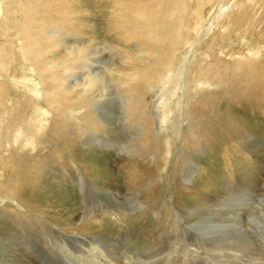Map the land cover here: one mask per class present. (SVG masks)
Returning a JSON list of instances; mask_svg holds the SVG:
<instances>
[{"label":"rangeland","instance_id":"rangeland-1","mask_svg":"<svg viewBox=\"0 0 264 264\" xmlns=\"http://www.w3.org/2000/svg\"><path fill=\"white\" fill-rule=\"evenodd\" d=\"M136 13H138L137 17H135ZM124 16L128 17V19H124ZM116 19L118 20L116 21ZM130 20L131 22L133 21L131 26ZM162 20L164 23L160 24L163 22ZM119 21L120 23H118ZM38 26L42 27V31L48 30L49 32L56 31L53 34L59 33V40L55 38L56 35L52 34L54 40L51 43L48 42L49 46L53 45L54 49H56L50 55H61L62 60L60 61L61 63L54 64L51 70L68 66L71 70L62 71L63 75L71 76L69 80L72 82L75 79L80 81L81 78L86 76V74L81 76L82 71L78 70L77 67H79V60L85 58L88 53H93L91 58L99 59L97 65L93 64L92 67L98 68L97 71L99 72H104L106 69L103 67L104 61L117 60V64L119 62L117 56L125 54L127 49L130 51L138 50L137 48L141 43L140 38L145 41L157 40L159 45H163L171 38L177 44V49L174 51L173 56V65L170 68L171 81L168 84V90L175 92L176 96L172 97L169 104L174 114V116H170L174 118V126L169 123L170 121L163 123L159 117L160 112L157 113L159 111L157 109L158 96L161 94L160 87L155 90L149 89L146 98L152 108L150 109V114L153 115L155 122L160 119L156 123V130L169 136L173 142L175 141V131L186 128V124L182 123L183 112L187 108V103L194 99V95H191L190 98L187 97L189 95L188 89L193 88L192 82H194L193 79L195 80L190 75L198 73L194 74V77L196 75V78H202L204 82L203 77H206V74H203L205 75L203 76L201 71L202 69L207 70L209 72V80L207 77L203 85L204 88L203 86L200 88L220 94L224 89H228L231 75L239 73L240 70L237 71L235 65V63L239 62V59L242 58L244 61L251 60L250 58H254L249 56L251 52L256 54L255 62L256 60L264 62V0H0V67L4 71L0 73V84L2 83L0 86L6 87V97L1 101L2 104L0 103V158H2L0 164L5 163L8 165L10 160L15 157L19 161L25 160V170L35 168L37 161H34L33 154L38 157L43 156L55 146L50 136L48 137L51 132V125H48V118L46 119L47 116L43 111V107H46V103L43 100H39V105L36 109L31 105L23 106L24 116H21V121L9 115L12 111L11 108L18 106L21 102L27 103L32 102L31 100H36L38 91H41L40 79L35 71L37 68L32 69V65L34 66L33 59L36 60V58L34 53L31 52V48L34 50L38 45L33 43L32 38L28 36L31 33L33 34V32L41 34L39 36L34 34L33 36H37L38 42L43 47L44 42L40 41L42 32ZM129 28L131 31L137 32V35L125 37L123 31ZM25 36L27 43L23 40ZM30 44L32 45L31 47ZM47 54L49 53L44 54L45 57ZM74 56L78 57L77 60L74 59ZM137 56H141L140 53ZM67 61L69 62L67 63ZM101 63L102 65H100ZM214 69L219 74V78L221 77L219 80H216V78L210 79L212 77L210 74L213 73ZM86 71L84 70V72ZM63 83L65 84L66 81ZM45 84L46 86L51 85V79L48 74ZM105 87L106 90L104 92L91 89L89 93H92L98 99L100 98L98 102L96 99L97 104L95 103L97 117L104 120L105 124L108 123L112 131L111 136L115 141H119L115 142L113 140L114 143L109 142L105 146L104 142L107 139L101 137V133L99 135L96 133V135H91L90 138L93 137V139L89 138L90 147L84 146L82 139H80L81 141H75L79 147L71 149L80 151V153L83 152L85 157L78 156H81L82 162L84 161L83 163L91 170L92 175L90 177H98L99 179L103 177L101 182L95 186V182H90L89 178L84 173H81V170H76L78 165L71 162L72 155L70 151L62 152V157L67 159V161L61 159L65 162L63 164L66 165L65 168L58 166L55 170L47 167H41L40 169L42 172L40 174L46 177L47 183L51 182L63 191L62 195L67 197L70 205L72 204L76 216L79 215L77 219L81 220L83 212L88 208L93 212L90 215L100 212L101 219L99 218L93 222L96 225L95 223L100 221L101 225L97 224V227H91L90 231L87 232L89 234H86L87 238L74 233V236L69 237L63 232L53 234L51 231H47L48 234H41L39 230L38 234L40 240L43 239L41 244L45 250L42 249V252H44L37 254L36 251L38 246L40 247V243L39 239L32 234L31 224L26 219L22 221L13 215H5L6 212L10 213L15 202L10 200L8 195L0 192V264H186L190 262L193 264H219L217 256L223 258L222 256L224 255L219 251L210 249L206 244L213 241L214 232H228L229 236L227 238L230 240L228 244L235 242V245H239L244 240L235 239L232 243L231 236L235 235V238H237V234L243 233L245 228L241 229L240 226L242 224L247 225L246 231L250 238L254 237L253 232L263 231L264 212L261 210L264 209V131L263 129L261 130V127H264V121L260 122L258 113H262V111L258 105L238 106L241 118L248 122L251 120L253 128H255L254 126L260 128H257L255 133L253 132L254 135H247L243 140L244 144H242V140H237L230 145L232 149H236L239 145L242 148V152H246L251 166L240 165L239 172L242 171L241 174L239 175L235 173L236 171H233L235 174L232 176L226 173V168L222 163L223 157L214 155L213 158L208 159L209 156L204 154V150H200L192 156L191 160L197 161L199 166L203 165L210 171L215 170L218 176L212 183L219 191L220 198L223 197L224 201L221 200L222 202L207 211L210 212L212 210V216L207 212L200 211L198 217L185 215L176 219L173 218L174 214L172 213V216L166 220L168 230L166 229L161 236L162 238H159L160 242L158 241V244L155 240L148 241L145 236V233L153 230L155 224L158 223L157 216L147 213L144 217L141 216L140 220L136 219L132 222L131 217H134L137 213L133 211L143 209L145 205L118 189V176H115L117 174L114 158L116 159V157L121 155L122 144L120 141H128L127 134L131 130L127 129L126 124H122L121 118H119L121 95L114 93L110 89L112 87L108 84ZM80 88L82 86L77 89ZM47 91H49L48 87ZM61 91H63V88L59 90V92ZM47 94H50V92ZM225 99L226 94H222L218 103H223L224 105ZM223 105L221 109H224ZM28 110L30 113L27 112ZM243 113L245 114L243 115ZM8 119L16 124L15 129L10 132L4 130V122L8 121ZM39 125L44 127L42 131L38 130ZM35 130L37 133H35ZM78 133L79 131L77 132L78 136L75 134V137L79 138L81 133ZM30 135L32 140L26 144ZM75 137L72 139H75ZM94 137L101 139L96 142ZM223 143L224 141L222 140ZM92 144H95L94 147ZM254 144H257V146L261 144V146H258L257 153L253 151V148L248 147V145L254 147ZM90 148L91 150H89ZM172 149L171 162L179 152L178 141L175 146H172ZM61 150H63L62 147ZM227 158L231 161V155H228ZM102 160L104 162H101ZM225 161L228 162V160ZM171 162H169L168 166L171 165ZM251 169L253 171L250 172ZM163 173H161L163 176L162 181L169 186L167 174ZM1 175L3 174L0 173V182L5 183V179ZM200 180V178L192 177L187 183H199ZM250 181L251 184L248 185ZM244 183L246 184L244 193L239 194L236 192L235 194V191H237L235 188V190H232L234 191L233 194L229 193V191L227 192L228 186L234 187L236 184V186H241ZM164 192H166V196L163 195V197H167L166 199L164 197V200L170 205V191L168 188H164ZM217 197H213L211 201L216 202ZM133 200L137 204L135 202L133 204ZM4 205L9 206L6 208L7 211L4 209ZM130 209L133 210V213ZM121 210H126L129 214L126 215ZM216 212L217 214H214L213 217V213ZM146 215L148 216L146 217ZM219 218L221 219L218 221ZM79 220L76 223L81 225ZM22 222L25 224L24 227H19ZM215 225L216 228L214 227ZM235 226L237 227L235 228ZM25 229L31 234L26 232ZM233 229L237 230L233 231ZM46 235H54L55 240L51 241ZM179 237L185 241L177 245L176 240ZM253 240L256 245H259L255 239ZM188 241L196 246L203 242L205 248L198 249V246H191L192 249L187 250L183 246ZM67 242L69 246L71 244V249L75 250H72L71 254L65 252L64 246ZM219 243L227 242L221 239ZM54 252L60 253V257ZM24 261L27 262L25 263ZM98 261H101V263ZM257 263L253 262L250 264Z\"/></svg>","mask_w":264,"mask_h":264},{"label":"bare ground","instance_id":"bare-ground-1","mask_svg":"<svg viewBox=\"0 0 264 264\" xmlns=\"http://www.w3.org/2000/svg\"><path fill=\"white\" fill-rule=\"evenodd\" d=\"M138 13L135 14V17H137ZM158 14L160 13L158 12ZM118 16L120 15L118 14ZM125 18L128 19V17L124 16V19ZM117 20L118 19H116V21ZM118 23H120V21ZM125 23L127 22L125 21ZM132 23L133 21L131 22L130 20V26ZM163 23L164 21L161 22L160 24ZM35 24L37 25L38 23ZM38 27L40 28V26ZM129 29H125V31L122 30L124 32L125 37L137 35V32H133L131 31V29L129 31ZM28 32L29 30L26 33L28 34ZM41 32H42V37L40 38V41L44 42L43 47H41L40 43L38 42L39 39H37V36H33L36 33L33 32V34L31 33V35H28L29 37L32 38L33 43H37L38 45L34 48V50H32L31 48V52L34 53L36 58V60L33 59L34 66L32 65V69L37 68V70L35 71L40 79L41 91H38V98L36 100H31L32 102H27V103L21 102L18 104V106L16 105L15 107H13L14 109L11 108L12 111L11 114L9 115L21 121V116H24L23 113L24 111L22 109L23 106L27 107L31 105L34 106L36 109L39 105V100H43L46 103V107H43L44 109L43 111L47 116L46 119L48 118V123H49L48 125H51L50 126L51 132L48 134V137L50 136L55 146H53L51 150H48L43 156L38 157L37 155L33 154V159L34 161H37V163L34 166L35 168L31 170L30 169L25 170L24 168L25 160L21 159L22 161H19L18 159H15V157L10 160V163L8 165H6L5 163L0 164V173L3 174L1 176L2 178L5 179V183L0 182V192H2L4 195H8V198L13 202H15L14 207L17 208L15 209L13 207L10 213L8 212L5 213L4 211L3 212L5 213V215L6 214L11 216L13 215L14 217L22 221L23 219H26L27 222L31 224V229L33 231L32 234L35 235L37 239H39V243H40V247L38 246L36 251L37 254L44 252V251L42 252L43 246L41 244V241L43 239L40 240V236L38 234L39 230L41 234H48L47 231L49 232L51 231L53 234L63 232L66 235H69V237H72L74 236V234H77L87 238L86 234H89L87 232L90 231L91 227H97V224L101 225L100 221L96 222L95 223L96 225H94L93 222L99 218L101 219L100 212L90 215L93 212H91L88 208L85 209V211L83 212L82 219L81 220L77 219L79 215L76 216L72 204L70 205V202H68L67 197L62 195L63 191L60 190V188L57 185L51 182L47 183L46 177L40 174L42 173L40 170L41 167L44 168L47 167L51 170H55L56 167L58 166L65 168L66 165L63 164L65 163L64 160L67 161V159H64V157H62V152L70 151L73 158V159L71 158V162L73 164L78 165L76 170L78 169L81 170V173H84V175H86L89 178L90 182H95L94 184L95 186H97V184L101 182V179L103 177L101 179H99L98 177L97 178L90 177V175H92L91 170H89L87 165L83 163L84 161L82 162L83 159L80 158L81 156L85 157L83 152L80 153V151L71 150L72 148L76 149L77 147H79L75 141L77 140L79 141L80 139H82V143H84V146L90 147L89 138L91 137L92 134L96 135V133L98 135L101 133V137L107 139L104 142L105 146L107 143L109 142L114 143L115 141L114 138L111 136L112 131L108 123L105 124L103 122L104 120H101L99 119L100 117L99 118L97 117L98 115L96 114L97 109L95 107V103H96V99L98 102L100 98L98 99L94 97L95 95L89 93L91 89L104 92V90H106L105 86L108 84L109 86L112 87L110 89H112L114 93L117 94L119 93L122 97V99H120L121 107L119 109L120 110L119 118H121L122 124L123 123L126 124L127 129L129 128L131 131L129 134H127L128 141L126 142H124L123 140L120 141L122 144V148H121V153L120 152L119 153L121 155L116 157V159L114 158L115 160L114 164L116 166L115 171L117 174L115 176H118V184H119L118 189L121 190L122 193H127L128 195L131 196L132 199H136L141 204L145 205V208L140 209L138 211H133L130 209L131 212L132 211L137 212L134 217H131L132 222H134L136 219L140 220L141 216L144 217L145 214L147 213L148 214L152 213L153 215L157 216L158 223L155 224L153 230H151L149 233L147 232L145 233V236L147 237L148 241L155 240V242H158L159 238H162L161 237L162 234L168 228L166 220L172 216V213L174 214L173 218L176 219L182 218L185 215L187 216L193 215L194 217H198L200 211L207 212L212 207H215L217 204L222 202L221 200H223V197L220 198L219 191H217V188H215L212 183L213 180L215 181L218 176L217 173H215V170L210 171V169L205 168L203 165L199 166L197 161L191 160V158H193L192 156H194L200 150L201 151L204 150V154H207L209 156L208 159L213 158L214 155L223 157L222 163L226 168L227 171L226 173L232 176L235 173L239 175L241 174L242 171L239 172L240 165L245 164L247 167L251 166L247 158L246 152H242V148L239 145L236 149H232L230 145L232 143H235L237 140H242L243 142L244 138L247 135L248 136L254 135L255 130H257V128H260L256 126H254L255 128H253L252 126L253 123L250 119L249 122L244 121L241 118L240 112L238 111V106L246 107L248 106V104H254L256 106L258 105L259 109H261L263 113V114L258 113L260 122L264 121V62H258L256 60V62H258L256 63L254 61L256 54L250 52L249 56L254 58H250L251 60L248 59L249 61L248 60L244 61L241 58L239 59V62L235 63L236 70L237 71L240 70V71L238 74L231 75L230 78L231 80L229 81L230 85L228 89H224V91L220 92V94H217L213 91L208 92L209 91L208 89H207L208 91H206L205 89L204 90L201 89L207 77L209 80V76H208L209 72L207 70L202 69L201 71L202 75L206 74V77H203L205 75L203 76L200 75L201 77L204 78V82L202 81L203 80L202 78L199 77L196 78V75L194 77V74H198V73L193 72L194 74L190 75L191 78L192 79L195 78V80L193 79L194 82H192L193 88L188 89L189 95H187V97L190 98L191 95H194V99L187 103V108L183 112L182 123L186 124V128L183 130L175 131L176 132V135H174L175 141L173 142L171 141L172 139L169 136H166L164 133H161V131L156 130V125H157L156 123L160 119L156 120L155 122V119L152 117L153 115L150 114L151 111L150 109L152 108L150 107V104L147 102V98H146L149 89L155 90L160 87L159 90L161 94L160 96H158L159 101L157 103V109H159V111L157 113L160 112L159 117L161 118L163 123L170 121L169 123H171V125L174 126V118L170 117V116H174V114L170 109L169 104L171 103L172 97L175 96V92L168 90V84L171 81L170 68L173 65V56H174V51L177 49L176 48L177 44L174 43L171 40V38H169L163 45L161 44L159 45L157 43V40L145 41L142 38H140L141 43L140 46H138L137 48L138 50L130 51L127 49L125 54H123L122 56H117L119 59V62L117 64H116L117 60L104 61L103 67L106 68L104 72H99L97 71L98 68L95 67L96 68L95 70V68L92 67L93 64L97 65L99 59H96L94 57L91 58L93 53H88L85 57L86 59L83 58L82 60H79V64H78L79 67H77L78 70L82 71L81 76H84L85 74L86 76L81 78L80 81H78L79 79L78 80L75 79V81L72 82L69 80L71 77L70 75H68V77L67 75L66 76L63 75L62 70L68 71L70 69L68 66H64L62 69L58 67L54 70H51V67L54 64H57L60 61H62L61 55H50L56 49H54L53 45L51 46L48 45V42L49 43L53 42L54 40L53 35H56L55 38L59 40L58 39L59 33L53 34L56 31L49 32L48 30H44V31L41 30ZM36 35L39 36L41 34L37 33ZM26 36L23 39L24 41L26 39ZM25 43L27 42L25 41ZM31 46L32 45L30 44V47ZM73 49L75 48L73 47ZM45 50H47L48 52L47 51L44 52ZM46 53L49 54H47V56L45 57L44 54ZM138 53H140L141 56H137ZM77 58L78 57L74 56V59L77 60ZM68 62L69 61H67V63ZM100 65H102V63ZM84 70L87 71L84 72ZM2 72H4L3 68L0 67V73ZM47 74L51 79V85L49 86H46L45 84ZM210 75H212L210 79L216 78V80H219L221 78V77L219 78V74L215 69L213 70V73ZM64 81H66L65 84L63 83ZM192 83H191V87H192ZM79 86H82V88L77 89ZM0 87H1L0 88V103H1L4 97H6V91H5L6 87L5 86L3 87L0 86ZM47 87L49 91H47ZM61 88H63V91L59 92ZM48 92H50V94H47ZM222 94H226L224 105L223 103L222 104L218 103V100ZM222 105L224 106V109H221ZM77 110L79 111L75 112ZM27 112H29V110ZM76 114H78V116H76ZM244 114L245 113H243V115ZM4 125H5L4 130H6L7 132H10L12 129H15L16 127V124L11 122L10 119L4 122ZM43 128L44 127L39 125L38 130L42 131ZM262 129L264 131V127H261V130ZM37 131L35 133H37ZM76 131L77 132L79 131V133H81L79 135V138L75 137V134L76 136H78ZM73 137H75V139H72ZM90 139H93V137ZM99 139L95 138V141L97 142V140L99 141ZM30 140H32L31 135L28 137L26 144H28ZM222 140L224 141L223 144H222ZM177 141L179 145V152L178 154H176L177 156L171 162L170 156L173 151L172 146L173 145L175 146V143ZM242 144H244V142ZM92 145L94 147L95 144ZM254 145H255L254 147L252 145H248V147L253 148V151L257 153L258 146H261V144H259L258 146L257 144ZM61 147L63 148V150H61ZM89 150H91V148ZM226 153L228 154L226 155ZM78 155L81 156L79 157ZM228 155L229 156L231 155L230 158L231 161H229L228 159L229 157L227 158ZM1 159L2 158H0V162H2ZM225 160H228V162H226ZM101 162L104 161L102 160ZM169 162H171V165L168 166ZM233 171L236 172L234 173ZM251 171H253V169H251L250 172ZM163 172L167 174V177L169 179L168 180L169 186L165 185L166 183L164 184L162 181L163 176L161 175V173ZM192 177H196V179L200 178L201 180L199 183H193V182L191 184L187 183ZM250 184L251 181L248 185ZM235 186L234 187L228 186L227 192L229 191V193L233 194L234 191L232 190L236 189L237 191H235V194L236 192L240 194L246 191L245 183L241 186H236V187ZM164 188L165 189L168 188V190L170 191V197H169L171 200L170 205L164 200V197L166 196L165 194L166 192H164ZM54 193L56 196L54 195ZM163 195L165 196L163 197ZM213 197H217V201H216L217 203L215 201H211ZM166 198L167 197H165V199ZM134 202L135 201L133 200V204ZM135 204H137V202H135ZM4 207H5L4 209L6 210V208H8L9 206L4 205ZM211 211L207 213L211 215ZM261 211L264 212V209H262ZM121 212L126 213V215L129 214V212L126 210L124 211L121 210ZM209 214L207 215L209 216ZM214 214L216 215L217 212L213 213V217ZM147 216L148 215H146V217ZM89 217L91 218L88 219ZM220 219L221 218H219L218 221ZM77 220L81 222V225H79L80 223H76ZM24 225L25 224L22 222L21 226L19 227H24ZM214 227L216 228V225ZM236 227L237 226H235V228ZM240 227L241 229L244 228L245 229L243 230V233H239L236 235L237 238H235V235L232 237L230 234L232 238V243L235 239L244 240L243 243H239V245H235L234 244L235 242L233 244L231 243L228 244L230 242V240L227 238V236H229L228 232H224V233H222V231L214 232L215 236L213 237L210 236L212 237L213 241L211 243H206V244L210 247V249L219 251L224 255L222 256L223 258L217 256L218 258L217 262H219V264H250L253 262H258L257 264H264V229L263 231L253 232L254 237L252 238L259 243V245H256L255 241L252 238H250V236H248L247 234L246 231L247 225L242 224ZM226 228L228 229L227 226ZM234 230L236 231L237 229H233V231ZM25 231L31 234V232H29L27 229H25ZM46 236H48V238L51 241L55 240L54 235L51 236L46 235ZM221 239H223L227 243H219ZM176 241H177L176 244L179 245V243L181 242L183 243V241L185 240L179 237L178 240ZM70 246L68 245V242L64 246L65 252L69 254H71L73 250L71 249L72 246L71 247ZM191 246L197 247L198 245L196 246L194 243H190L188 241V243L187 242L184 243L183 247H185V249L188 250L190 248L192 249ZM203 247L205 248V244L203 242H200L198 249H202ZM210 252L212 253V251ZM54 253L58 257H60L59 256L60 253L58 252H54ZM148 256L150 255L148 254ZM151 257L154 258L153 256ZM24 262L26 263L27 261ZM99 263H101V261ZM186 264H193V263L190 262Z\"/></svg>","mask_w":264,"mask_h":264}]
</instances>
